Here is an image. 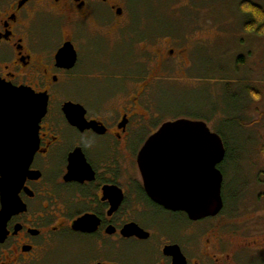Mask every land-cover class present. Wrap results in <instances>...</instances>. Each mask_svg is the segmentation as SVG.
<instances>
[{"label":"flooded vegetation","instance_id":"af4514ba","mask_svg":"<svg viewBox=\"0 0 264 264\" xmlns=\"http://www.w3.org/2000/svg\"><path fill=\"white\" fill-rule=\"evenodd\" d=\"M118 1L0 0V91L47 99L26 170L0 172V264H174L176 248L184 264L241 263L259 246L245 239L247 222L231 231L225 219L226 153L218 166L222 210L196 221L153 202L138 166L166 123L153 111L156 84L186 77L187 55L162 49L161 36L144 37L136 57L122 53L117 85L97 87L104 97L83 93L88 71L77 29L90 21L96 29L105 12L119 17ZM21 121L19 105L1 104L0 156L23 154Z\"/></svg>","mask_w":264,"mask_h":264},{"label":"rangeland","instance_id":"374dc122","mask_svg":"<svg viewBox=\"0 0 264 264\" xmlns=\"http://www.w3.org/2000/svg\"><path fill=\"white\" fill-rule=\"evenodd\" d=\"M250 1L264 10V0ZM240 5L241 0H119V17L105 12L96 29L90 21L76 36L88 71L82 91L96 98L107 94L97 87L117 85L122 53L136 57L146 46L144 37L161 36L162 49L187 55L186 77L168 75L156 84L157 123L201 122L221 138L227 156L221 166L225 219L231 231L247 222L251 229L243 235L259 246L238 264H264V33L245 28ZM117 23L118 29L107 30Z\"/></svg>","mask_w":264,"mask_h":264},{"label":"water","instance_id":"95a60500","mask_svg":"<svg viewBox=\"0 0 264 264\" xmlns=\"http://www.w3.org/2000/svg\"><path fill=\"white\" fill-rule=\"evenodd\" d=\"M9 103L13 110L19 105L22 112L19 125L24 151L17 157L0 156L3 175L9 167L26 170L35 151V147L30 150L27 147L36 141L47 99L30 90L0 91V107ZM225 153L221 138L204 123L177 120L163 124L146 141L138 156L147 195L167 210L184 212L193 221L217 215L223 207V177L218 166ZM171 255L174 264H184L177 248Z\"/></svg>","mask_w":264,"mask_h":264},{"label":"trees","instance_id":"16d2710c","mask_svg":"<svg viewBox=\"0 0 264 264\" xmlns=\"http://www.w3.org/2000/svg\"><path fill=\"white\" fill-rule=\"evenodd\" d=\"M241 12L246 16L245 28L256 34L264 33V10L250 0H241Z\"/></svg>","mask_w":264,"mask_h":264}]
</instances>
